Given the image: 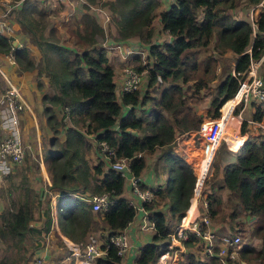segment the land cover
<instances>
[{
    "label": "trees",
    "instance_id": "obj_1",
    "mask_svg": "<svg viewBox=\"0 0 264 264\" xmlns=\"http://www.w3.org/2000/svg\"><path fill=\"white\" fill-rule=\"evenodd\" d=\"M45 1L21 0L7 17L8 21L14 17L26 41L34 45L36 59L26 45H11L12 38L1 33L0 52L11 54L21 70H37L41 115L51 132L41 158L49 175L48 189L56 194L55 214L48 196L26 184L21 188L22 198L0 212V241H8L21 264H27L55 220L58 229L79 246L89 240L91 232H98L103 253L92 264H119L121 256L108 237L125 228L136 207L123 195L124 174L111 163L123 158L138 176L145 165L144 154L155 151L153 166L166 173L167 179L147 188L151 197L140 203L152 235L134 259V264H154L185 211L183 218L188 216L196 179L192 167L174 151V138L198 129L202 116L193 105L206 93L211 96L210 116L218 117L220 105L232 97L251 61L263 52L264 0L241 2L245 9L261 2L253 26L247 18L232 13L237 0H100L110 15L108 31L100 23L98 9L89 10V4L98 0H84L75 22L65 26L64 39L47 18ZM3 9L0 4V11ZM163 33L168 38L156 41ZM129 38L147 45L145 62L134 66L138 72L145 69L146 74L141 75L136 89L116 94L107 57L111 49L104 45ZM225 52L235 56L234 65L231 58L228 67L233 66V74L215 81L216 60ZM129 58L140 60L134 54ZM41 75L47 78L45 85ZM252 105L250 119L260 121L264 104ZM236 107L235 112L240 105ZM226 120L229 131L236 118ZM245 131L247 122L242 119L239 133ZM101 143L110 151L102 149ZM26 150L25 146L21 163L27 158ZM35 162L26 163L32 166ZM210 170L199 193L209 219L224 223L230 235L243 232L249 236L242 243L240 240L237 259L244 264H264V129L258 126L256 134H248L234 151L220 144ZM22 171L27 179L24 167ZM137 185L145 189L140 180ZM222 189L227 191L224 203ZM101 192L110 201L104 210H92L81 197ZM251 237L259 238L258 249L248 242ZM197 242L193 232L181 238L184 247ZM0 264L9 263L1 259ZM176 264L222 263L217 256L204 254L198 244L196 252L180 253Z\"/></svg>",
    "mask_w": 264,
    "mask_h": 264
},
{
    "label": "built area",
    "instance_id": "obj_2",
    "mask_svg": "<svg viewBox=\"0 0 264 264\" xmlns=\"http://www.w3.org/2000/svg\"><path fill=\"white\" fill-rule=\"evenodd\" d=\"M20 1L21 0H17L16 2L12 3L3 0L1 1V4L4 5V9L0 11V33L9 38H12L13 29L10 24V19L8 21L7 17L11 9L13 13V9L17 6ZM53 1L57 3L69 2L68 0ZM260 6L261 2L249 6L248 10L246 11L247 20L251 26H253L254 18L258 14ZM20 45L21 44H18L17 46ZM111 47V45H108V48ZM130 52V49H124V55H126L125 58L123 57L124 60L127 59V56H129L128 54ZM8 55L10 58L13 59L11 54ZM262 61H264V50L259 56V58L251 61L249 68L244 74V76L238 80L236 90L232 97L226 99L221 104V112L219 111V116L214 119L201 120V122L199 123L197 129L198 132L196 133L201 136V138H203V140L205 141V151L209 152V159L207 162L206 171L201 174V179L199 178L201 166L199 168L198 177L197 179H195L196 182L194 183L193 188L192 196L194 198H196L197 195H199L200 193V187L202 185L203 178L208 171V167L211 162L214 150L216 149V146L218 145L219 141L221 140L224 134L226 118L223 117L222 113L223 105L229 99L235 98L237 96L235 98V102L231 105V108L229 110V113L231 114L234 106L240 105L239 111H241V109L249 103L252 104L254 102L255 104L260 105L264 104V78L259 73V66ZM143 70V73L146 74V70ZM230 73L233 74V68H231ZM120 75V92L131 91L138 87V84L141 79V73L136 71L134 66L129 63H124L121 67ZM5 81L6 88L5 91L0 95V104L3 103L4 107L7 110V112L1 118V122L7 130V134L0 140V175H7L12 171L13 164H18L22 161L25 148V145L21 142L18 136L16 116L23 108H26V106L22 101L16 87L10 82L9 79L5 78ZM101 148L105 150L106 146L101 143ZM111 167L124 174L127 168L126 160L123 158L115 159L111 163ZM139 180V176H132L130 178V184L132 185V189L141 199V201L149 200L151 197L149 189L145 188L143 190H140L137 185V182ZM198 180H200L199 184ZM84 199L90 203L92 210H104L107 207L108 203H110L106 192H101L99 194H91L85 197ZM50 203L52 212L54 214L55 202L53 203L50 200ZM183 219L181 223L178 224V226L176 227V229H178V233L176 235L174 234V231L176 229L170 233V241H168L166 246L161 249L160 254L154 264H176L177 257L175 256V252L178 249L174 248L173 240L177 241L178 244H181V238L185 239L186 234L188 232H193L198 237V240L203 244L204 254L217 256L222 264H244V262L237 259L236 250L240 242L239 236L237 234L230 235L228 233L219 235L211 229V223L208 217L206 203L204 200L200 201L199 207L196 201L188 220L186 222H183ZM141 227L143 229H148L152 228V225L144 217L141 223ZM108 241L116 246L117 253L120 256L123 255V253L129 246V240L125 228L115 234L109 235ZM214 244L216 245V249H213ZM98 246V242H96L95 238L92 236L89 237V240L85 242V244L81 246V248L76 243L74 245V248L70 249L68 255V258L70 257L71 261H73L70 262V264H92L94 258L103 253V251ZM227 258L235 259V261L228 262ZM30 264H46L45 258L43 255H35L33 256Z\"/></svg>",
    "mask_w": 264,
    "mask_h": 264
},
{
    "label": "crops",
    "instance_id": "obj_3",
    "mask_svg": "<svg viewBox=\"0 0 264 264\" xmlns=\"http://www.w3.org/2000/svg\"><path fill=\"white\" fill-rule=\"evenodd\" d=\"M81 1L82 0H78V2H81ZM93 10L95 9L93 8ZM99 20L101 23L100 18ZM10 24L13 29L12 40L15 41L14 45L22 44V41H23L24 45H26L31 50L33 56H35V54H37L36 48L33 45H30L26 41L25 34L22 32L20 26L18 25L16 20H14V18L10 21ZM56 28L58 29L57 26ZM110 31H111V28H110ZM164 36L166 37L165 38L166 40L168 38V35L164 33ZM156 41H164V40L160 38V39H157ZM105 42H107V40ZM109 44H111L112 47L110 48L111 50L108 51V53H110V59L108 58V61L113 68L112 78L115 83V87L118 83V89H119V83L121 79L120 71L122 67L121 64H123L124 62L123 60L126 57V55H124V49L131 50V52L128 54L129 56H127V59L132 54L139 55L142 59V63H144L147 45L146 43L137 41L135 38H129V39H126L125 41H120L117 43H114V41H110ZM233 65H234V61H233ZM231 68H233V66ZM259 69H260L259 73L264 78V61L261 62ZM228 71L229 72L227 73L225 72V73L226 74L230 73V69ZM36 72L37 70L35 68L31 70H21L16 64V62L14 61V59L9 57L8 53L0 52V95L5 91V88H6L5 78H7L16 87L22 101L24 102L26 106V108H23L16 116L18 136L23 144L24 142L29 143L31 139L39 140L42 136L48 137L47 139H49L51 135L49 128L45 124L44 117L41 115V112H42L41 111L42 105H41V99H40L41 91L36 84V79H35ZM143 72L144 70L140 72L142 77H144L145 75V73ZM40 78L43 82V85H45L47 81L46 76L41 75ZM119 92L116 94H119ZM232 101L235 102V98H233ZM3 107L4 105L3 103H1L0 104V140L7 134V130L1 122L2 116L7 112L6 108L5 107L3 108ZM248 111L250 113H252L253 111V105L251 103L244 106L240 112L248 113ZM246 120L248 122L247 131H245L244 133H235L229 138V140H227L232 145L230 146L229 144L226 143V148L229 149L230 151H234L241 144V142L246 138L248 134L249 135L256 134L257 132V130L255 131L256 127L258 128V126H260L264 129V111L262 113L260 121L251 120L250 114L248 116V119ZM225 126H226V123H225ZM251 126L253 129L250 128ZM225 131H226V127H225ZM190 132L186 134H189ZM192 132L195 133V131H192ZM178 135L180 136L182 134H178ZM87 137L90 139V136L87 135ZM233 138L235 139L237 144L233 141ZM192 139H193V136L189 135L187 139L183 141L182 144H180L177 149H175V151L192 167L193 173L195 175L196 174L195 169L197 165L199 164V161L201 160V163H202V160H204L207 152L205 155H203L204 149L206 147L204 140H203L204 145H202L201 147H197L194 145V142ZM90 142L93 144L92 140H90ZM27 145L25 146L27 150H29L28 148L29 145L28 146ZM102 158H103V155H102ZM144 159H145V165L140 170L139 175H138L140 179V183H142L144 188H150V187H155L156 185H162L167 179V174L162 173V171H158L156 168H154L153 161L155 159V153L144 154ZM201 163L199 166H201ZM19 165L20 164H17L14 167H12V171L10 173L14 172L15 167ZM20 166L25 168L24 172L26 173V178L28 179V182H29L28 185L33 188V191L46 194L49 200H51V202L54 203L56 194L52 190L48 189V185L50 184L49 175L47 176L48 173H46L47 171L45 167H43L42 162L39 163V166L34 164L35 166L34 169L26 162H23ZM200 173H202V168L200 169ZM29 176H32V178H30ZM132 176H135V174L129 170L128 165H127V168L124 172L123 195L127 197L128 200L132 202V204L136 207V213L134 214L133 218L125 226V230H126L128 240H129V246L125 250L123 255L121 256L119 264H134V259L138 252V249L144 243L150 241V238L152 235L151 228L143 229L141 227V223L144 218V211L140 206L141 199L133 191L132 185L130 184V178ZM199 178H200V175H199ZM1 181L2 180H0V182ZM199 182L200 180H198V184ZM206 187L207 186H205V188ZM17 195H18V192H17ZM8 197L9 196L5 192L3 195L0 196V212L7 207L10 208V202L8 201ZM81 197L84 199L85 197H87V195H84ZM226 197H227V191L225 189H222L221 199L223 203L226 201ZM21 198H22V195H21ZM194 199L195 198L193 196L190 199L191 205L187 212L188 214L187 218L191 215V212L194 208V205H192V203L194 204V201L192 202V200ZM36 211H35V214H36ZM210 222H211V229L215 230V232L217 231L216 229L219 230L221 226L222 227L225 226L224 223L222 222L215 223L213 222L212 219H210ZM99 243H100V238L98 237V244ZM198 243L200 242L198 241L196 244L198 245ZM74 245L75 243L71 239L66 237L58 229L55 223V220H53L50 230L46 232V234L44 235L41 241V247H38V250L36 249L37 251L34 254L43 255L45 258L46 264H56V262L62 263L66 258H68L70 249L71 248L73 249ZM173 246L174 248L178 249L175 252L176 253L175 256L177 257V259L178 257H180V253L186 250H191V251L194 250L193 246L184 247L183 245L178 244L177 241L175 240H173ZM66 250L68 251L65 253ZM197 253L200 257L202 256L201 251L197 250Z\"/></svg>",
    "mask_w": 264,
    "mask_h": 264
},
{
    "label": "rangeland",
    "instance_id": "obj_4",
    "mask_svg": "<svg viewBox=\"0 0 264 264\" xmlns=\"http://www.w3.org/2000/svg\"><path fill=\"white\" fill-rule=\"evenodd\" d=\"M68 1L70 3L69 2L56 3L53 0H46L45 1V3H46L45 6L48 9V16H47V18L50 21H52V24L55 23L54 24V27H56V26L58 27V29H56L57 34L58 35L60 34L61 36L63 35V39L66 38L65 28H67V27H65V26L66 25H70L73 22H75L77 16H79L80 15V12H81V2H84V0H82L81 2H78V0H68ZM241 2H242V0H237V3L235 5V7L231 11H232V13L234 14L235 17H238V18H247L246 11L248 10V8L245 9L243 7V5L241 4ZM0 4H1V0H0ZM100 4H101L100 3V0H98V2L89 4V10L92 11L93 8L94 9H98V11L100 13V19H101L102 26L107 30V27L109 26V24H111L110 17H109L110 15L108 14L107 9H105L106 7L105 6H100ZM12 18H14V17L12 16ZM160 38L163 39V40H165L166 37L164 36V33L161 34ZM11 41H10V44H11ZM22 44H24L23 41H22ZM30 45H32V44H30ZM104 46L105 47H108V44H106ZM30 52H31V50H30ZM36 56L37 55L35 54V56H34L35 59H36ZM107 57L110 59V53L107 54ZM234 57L235 56H233L231 54H228V52L227 53L225 52L222 55V57L217 58L216 63H215L216 64L215 71H216L217 77H216V80L215 81L219 80L220 78H223V76L227 72H229L228 70L229 69L231 70V68H228V67L231 64L232 59L234 61ZM126 61H127V63L131 64L132 66H135L137 64H143L141 57H140L139 62L138 61L135 62V61L131 60V58L127 59ZM121 65H123V64H121ZM222 66H223V68H222ZM222 70L223 71L227 70V71H226V73L222 74ZM115 91H116V93L119 92L118 83H117V85L115 87ZM210 97L211 96L209 95V93H206L205 96H202V98L199 99V101L198 100L196 101L197 103L196 102H195V104L193 103L194 104L193 105V108H194L195 112H197L198 114H200L202 116V120H205V119H214V118H212L210 116V114L212 112V110H210V107H209V99H210ZM235 107L236 106H234V108H233V110L231 112V116H233L234 118L237 119L236 122H235L234 128H233V124L234 123L233 124L232 123L230 124V128H228L229 131H225V128H224L223 137L219 141V143L216 146V148L219 147L220 144H223L226 147V143L229 144L230 146H232L231 143L228 142L227 140H229V138L231 137V135H233L235 133H239V124H240V121L242 119L243 120L244 119L245 120L248 119L249 114H250V117H251V113L249 111H248L249 114L248 113H244V112H240L239 110L237 112H235L234 109L237 108V107L236 108ZM218 110L219 111L221 110V105H220V107H219ZM228 117H230V115H226L225 116V118H228ZM246 122H247V120H246ZM247 125H248V122H247ZM250 128L253 129L252 126ZM256 130H257V127H256L255 131ZM196 132H198V131L196 130L195 133H193L191 131L189 134H184V135L182 134L180 136L179 135L178 136H175L174 143H173L174 144L173 145L174 151H175V149H177L179 147L180 144H182L183 141H185L187 139V137L189 135L193 136V139L192 140H193L195 146L201 147L202 145H204L203 139ZM47 138L48 137L42 136L39 140L31 139L29 141V143L24 142V145H27V144L29 145V147H28L29 150H26L25 157L24 158H26V157L27 158L24 159L23 162H25V161L26 162L36 161L34 164H36L37 166H39V163L42 162V158H41L42 150H43V148H45L48 145L47 143H48V140L49 139H47ZM205 153H206V151L204 149L203 155H205ZM203 155H202V157H203ZM200 163H201V160L199 161V164L196 167V169H197V175L195 174L196 179L198 177V171H199V168H200V166H199ZM18 164L21 165L22 163L20 162ZM20 165L17 166V167H15L14 172L10 173L9 176L0 175V180H2L0 182V196L3 195L4 192H5L9 196L8 197V201L10 202V204L11 203H14L15 204L18 201V199L21 198L20 197V194L22 192V189L21 188L23 186H25L26 184H29L28 179H25L23 177V171H22V168L23 167L20 166ZM42 165H43V167H45L44 164H43V162H42ZM31 167L34 169L35 166L32 165ZM210 168H211V162L209 164L208 171H207L206 175L203 178V181H204V179L207 176L210 175V171H211ZM46 173H48V172H46ZM201 174L202 173H200V177H201ZM24 176L26 177V173H25ZM47 176H48V174H47ZM29 177L32 178V176H29ZM17 192H18V195H17ZM199 198H200L199 195H197V197L195 198L196 200L195 199L193 200L195 202L197 201L198 207L200 206V201H201ZM195 202H194V204H195ZM189 205H190V203H189ZM33 214L35 215V210H34V213ZM185 214H186V212H185ZM185 214H184V216H185ZM183 217L180 219V221H179L178 224L181 223ZM188 218L185 217L183 219V222H186L188 220ZM213 222L219 223L221 221L215 219V220H213ZM178 224L173 228V231L176 229V227L178 226ZM226 229H227L226 226H223V227L221 226L219 228V233H217V234L220 235V234L226 233ZM97 233H98L97 231H93V232L90 233V236L94 237L95 240H96V242H98V237H99ZM237 235L239 236V238L241 240V243L244 242L245 240H247L248 237H249L247 234L245 235L243 232L237 233ZM248 242L251 243V245L253 244V246L255 248H257V249L261 246V243H260V240H259L258 237H251L248 240ZM26 243L29 244L30 242L27 241ZM198 244H201L202 245V248H203V244L201 242L198 243ZM79 247L81 248V246H79ZM193 247H194V250H192V251L195 252V250L197 249V244L195 243L193 245ZM67 251L68 250H66L65 253ZM35 255L36 254H33L32 255V257L27 261V264H30L33 256H35ZM1 259L4 260L5 262L9 263V264H11V263L12 264H16V263L17 264H19V263L21 264L22 263V261L18 258V255L16 254V248L10 246L9 242L8 241H4V239L3 240L1 239V241H0V260ZM70 262H71V258L69 257V258H66L62 263H57L56 262V264H69Z\"/></svg>",
    "mask_w": 264,
    "mask_h": 264
},
{
    "label": "bare ground",
    "instance_id": "obj_5",
    "mask_svg": "<svg viewBox=\"0 0 264 264\" xmlns=\"http://www.w3.org/2000/svg\"><path fill=\"white\" fill-rule=\"evenodd\" d=\"M237 97V96H236ZM235 97V98H236ZM233 98L229 99L222 107V113H223V117H225L226 115H230L231 114L229 113V110L231 108V105L234 103L233 101ZM231 102V105H229V103ZM208 159H209V152H207V154L205 155V158L204 160H202V163H201V168H202V173H204L206 171V167H207V162H208ZM192 205H194L192 203Z\"/></svg>",
    "mask_w": 264,
    "mask_h": 264
},
{
    "label": "water",
    "instance_id": "obj_6",
    "mask_svg": "<svg viewBox=\"0 0 264 264\" xmlns=\"http://www.w3.org/2000/svg\"><path fill=\"white\" fill-rule=\"evenodd\" d=\"M14 44H15V41H14V40H12V41H11V45H14Z\"/></svg>",
    "mask_w": 264,
    "mask_h": 264
}]
</instances>
